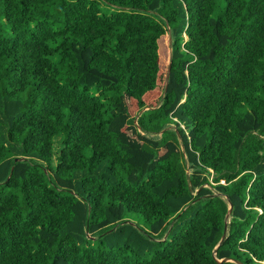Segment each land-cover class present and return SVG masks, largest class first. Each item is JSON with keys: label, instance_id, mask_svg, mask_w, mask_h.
<instances>
[{"label": "trees", "instance_id": "obj_1", "mask_svg": "<svg viewBox=\"0 0 264 264\" xmlns=\"http://www.w3.org/2000/svg\"><path fill=\"white\" fill-rule=\"evenodd\" d=\"M0 113V264H264V0H0Z\"/></svg>", "mask_w": 264, "mask_h": 264}, {"label": "water", "instance_id": "obj_2", "mask_svg": "<svg viewBox=\"0 0 264 264\" xmlns=\"http://www.w3.org/2000/svg\"><path fill=\"white\" fill-rule=\"evenodd\" d=\"M146 108H148V107H144V108H142V109L140 110V112H141L142 110L146 109ZM135 122H136V120H135ZM19 158H21V157H16L15 159H19ZM231 206H232V203L229 202V208H228V210H227V212H226V214H225V227H224V230H223V233H222V235H221V238H220L219 243L221 242V240H223V238L225 237V234H226V223H227V221H228V219H229V217H230ZM219 243L216 245V247L219 245ZM222 260H226V261H227V260H231V261H234V262H236V263H238V264H244L242 261H240V260H238V259H235V258L223 257V258L219 259V261H222Z\"/></svg>", "mask_w": 264, "mask_h": 264}, {"label": "rangeland", "instance_id": "obj_3", "mask_svg": "<svg viewBox=\"0 0 264 264\" xmlns=\"http://www.w3.org/2000/svg\"><path fill=\"white\" fill-rule=\"evenodd\" d=\"M1 114L2 113H0V117L3 116ZM1 133H2L3 139H5L6 138L5 130H1ZM60 140H61V136L60 135L55 136V139H54V150H55V152H54V155H53L52 163H55L56 162V155H57V152H58V149H59ZM134 219L137 220V218H134Z\"/></svg>", "mask_w": 264, "mask_h": 264}]
</instances>
